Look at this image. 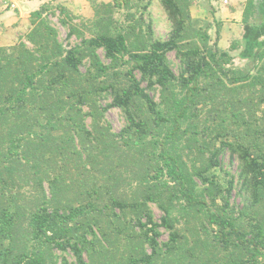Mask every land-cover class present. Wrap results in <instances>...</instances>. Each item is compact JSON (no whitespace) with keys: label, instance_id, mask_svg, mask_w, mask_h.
<instances>
[{"label":"trees","instance_id":"obj_1","mask_svg":"<svg viewBox=\"0 0 264 264\" xmlns=\"http://www.w3.org/2000/svg\"><path fill=\"white\" fill-rule=\"evenodd\" d=\"M153 1L94 0V21L77 23L46 0L0 45V264H264V42L246 39L252 57L235 67L242 40L220 48L219 22L194 18L195 0H158L166 39ZM57 11L74 45L60 41ZM251 19L264 33V0H246ZM114 107L119 132L105 117ZM226 151L238 161L229 178Z\"/></svg>","mask_w":264,"mask_h":264},{"label":"rangeland","instance_id":"obj_2","mask_svg":"<svg viewBox=\"0 0 264 264\" xmlns=\"http://www.w3.org/2000/svg\"><path fill=\"white\" fill-rule=\"evenodd\" d=\"M41 3V1L43 0H39ZM46 1V0H45ZM53 4L56 5L58 3H64L67 5V7L69 6V8L77 15H79L80 18H76L75 22H79L80 19H85L87 21V23H92L94 21L95 18V11L93 8V4L92 2L94 0H53ZM96 2H111L112 0H95ZM232 1V0H231ZM41 5V4H40ZM229 5V4H226ZM118 16V14H117ZM149 16L151 17L152 21H153V28H154V32L157 38L160 39H166L169 35V32L171 30V24H169V21L167 19L165 10L163 9V7L161 6V4L159 3L158 0H154L151 4V6L149 7ZM50 20L52 22V24L58 29L59 32V39L60 41L65 45V46H70V45H74L75 43L78 42V39L73 36V37H68V28L64 25H62V23L60 22V15L57 13L54 15H50ZM214 24V23H213ZM215 25V24H214ZM30 27V20L29 22H26V25L22 27L21 30H19V34L18 35H13V37H10L11 40H9V44H5V45H12L14 43H16L19 39L20 35H23L26 31H28ZM214 29V28H213ZM212 29V31H210L211 35H212V41H215L216 39V34L215 31ZM86 35L89 34L90 30L89 29H85ZM21 33V34H20ZM235 38L233 37L232 40L230 42H232ZM224 40H221L220 43V48L224 49ZM3 45V44H0ZM100 55L101 57L105 60V56H104V51L100 50ZM245 54H240V55H235V60H234V64L235 67H242V68H246L248 66V58H251L252 55L247 52H244ZM169 58L172 62V67L175 70V72H179L180 71V65H179V61L176 59V55L175 52H170L169 53ZM106 61V60H105ZM83 70H85L84 67H82ZM154 94V97L156 100L159 99L158 94L152 93V95ZM111 101V98H102L101 99V104L102 105H106V103H109ZM85 110H88L87 107L84 108ZM105 117L106 120L110 123L112 130L114 132H119L121 131V129L125 126L126 124V119L123 115V112L119 109V108H111L109 109L106 113H105ZM91 119L87 118V123L90 124ZM220 160L222 162V170H219V174L225 176V178H229V175H226L225 172H231V173H235L237 171V167H238V161L236 159H232L230 152L226 151L221 157ZM46 191L48 190V183H44ZM15 192V190H14ZM22 194L24 195V197H20L19 198V203L21 205H23L26 208V211L28 209H30L33 206V203L30 200V197H32V193L27 191L25 189V187L22 188ZM49 194V193H48ZM29 197V200L27 199ZM240 200L234 195L231 199V203L232 204H236L238 203ZM150 208L153 211L154 217L156 219V221L161 222V217L163 216L164 212L162 209H160V207L156 204V203H149ZM161 236L159 238V242L163 243L165 241H168L170 235L167 229H165L164 227H161ZM148 252L150 253V249H148ZM51 255L55 258L56 256H61L64 255L70 262L74 261V257L73 255L67 251L66 253H62L61 251H59L58 249L53 248L51 250ZM86 257L87 254H86ZM62 258L59 259V263L61 262ZM160 260V259H159Z\"/></svg>","mask_w":264,"mask_h":264},{"label":"crops","instance_id":"obj_3","mask_svg":"<svg viewBox=\"0 0 264 264\" xmlns=\"http://www.w3.org/2000/svg\"><path fill=\"white\" fill-rule=\"evenodd\" d=\"M44 1L39 3V0H0V44H9L10 37H13L14 34H19L18 31L26 25L27 21L29 22L30 13ZM226 1L195 0L191 7L192 15L194 18L206 19L212 23L219 22L221 27L219 42L221 40L225 41L224 49H228L233 41L242 40L240 50L235 52L237 55L243 52L246 39L250 40V44L256 43V46L257 43L264 42V33L260 32V29L255 28V25H260L261 22L258 23V20L256 21L255 19H251L247 24L243 22L246 0ZM256 1L257 3L262 2V0ZM12 2L15 3L12 4L13 6L11 5ZM213 30L215 31V28ZM233 37L235 39L230 42Z\"/></svg>","mask_w":264,"mask_h":264},{"label":"built area","instance_id":"obj_4","mask_svg":"<svg viewBox=\"0 0 264 264\" xmlns=\"http://www.w3.org/2000/svg\"><path fill=\"white\" fill-rule=\"evenodd\" d=\"M225 2H227V1L225 0Z\"/></svg>","mask_w":264,"mask_h":264}]
</instances>
